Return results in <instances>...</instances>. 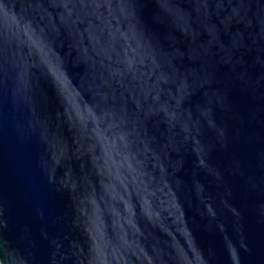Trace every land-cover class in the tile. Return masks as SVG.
Segmentation results:
<instances>
[{"label":"water","instance_id":"95a60500","mask_svg":"<svg viewBox=\"0 0 264 264\" xmlns=\"http://www.w3.org/2000/svg\"><path fill=\"white\" fill-rule=\"evenodd\" d=\"M0 264H264V0H0Z\"/></svg>","mask_w":264,"mask_h":264}]
</instances>
